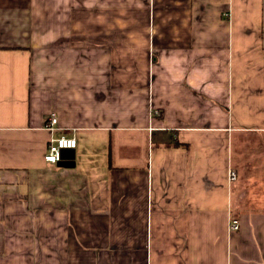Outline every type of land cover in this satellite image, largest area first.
<instances>
[{
  "label": "crops",
  "instance_id": "0c3cea01",
  "mask_svg": "<svg viewBox=\"0 0 264 264\" xmlns=\"http://www.w3.org/2000/svg\"><path fill=\"white\" fill-rule=\"evenodd\" d=\"M0 264H264V0H0Z\"/></svg>",
  "mask_w": 264,
  "mask_h": 264
},
{
  "label": "built area",
  "instance_id": "2783aa9c",
  "mask_svg": "<svg viewBox=\"0 0 264 264\" xmlns=\"http://www.w3.org/2000/svg\"><path fill=\"white\" fill-rule=\"evenodd\" d=\"M58 117L55 113H52L47 119L46 127L54 133L57 129ZM77 146V139L75 137L60 136L55 137L53 134L49 141L48 150L45 154V160L52 164H58L64 160V150L67 148H75ZM237 172L234 169L229 170V179L231 181L236 180ZM239 220L232 218L230 222V230H236L239 228Z\"/></svg>",
  "mask_w": 264,
  "mask_h": 264
},
{
  "label": "water",
  "instance_id": "95a60500",
  "mask_svg": "<svg viewBox=\"0 0 264 264\" xmlns=\"http://www.w3.org/2000/svg\"><path fill=\"white\" fill-rule=\"evenodd\" d=\"M61 166H65V167H71L74 165V161L73 159H71L70 161H66L65 159L62 160L61 162L58 163Z\"/></svg>",
  "mask_w": 264,
  "mask_h": 264
}]
</instances>
